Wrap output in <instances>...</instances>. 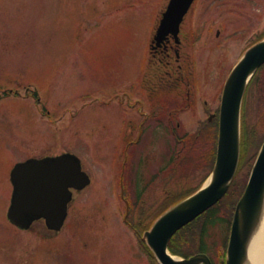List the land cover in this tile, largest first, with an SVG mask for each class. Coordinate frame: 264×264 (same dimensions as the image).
<instances>
[{
  "label": "rangeland",
  "instance_id": "rangeland-1",
  "mask_svg": "<svg viewBox=\"0 0 264 264\" xmlns=\"http://www.w3.org/2000/svg\"><path fill=\"white\" fill-rule=\"evenodd\" d=\"M167 4L168 0H0V264H160L144 250L136 229L125 224L122 194L131 202L133 225L147 214L139 226L143 234L151 224L148 218L161 211L157 195L174 181L175 166L180 189L204 181L208 157L217 147L224 83L249 39L264 30V16L259 19L264 0H198L184 22L187 38L181 62L190 71L196 61L200 86L193 109L176 119L183 126L176 138L191 132L192 136L177 143L163 126L159 130L166 123L161 118V124H149L126 156L125 141L136 142L138 137L137 127V133L130 134L128 123L138 115L143 76L148 70L160 74L150 45ZM172 63L175 70L177 64ZM169 81L173 85L168 95L162 96L157 85L153 101L170 99L175 111L186 98ZM247 95L245 127L259 143L264 141V68ZM209 112L217 115L207 126ZM132 122L141 123L136 118ZM199 127L203 130L197 136ZM66 152L79 156L92 182L75 196L61 238L40 242L48 235L43 223L31 231L12 232L6 212L13 167ZM178 154L185 158L173 164ZM254 162L253 158L241 169L238 192L248 183ZM227 205L221 203L222 221L209 228L204 241L215 264H221L230 237Z\"/></svg>",
  "mask_w": 264,
  "mask_h": 264
},
{
  "label": "water",
  "instance_id": "water-1",
  "mask_svg": "<svg viewBox=\"0 0 264 264\" xmlns=\"http://www.w3.org/2000/svg\"><path fill=\"white\" fill-rule=\"evenodd\" d=\"M194 0H169L159 22L154 43L172 35L178 43L181 24ZM264 65V40L244 54L225 83L220 113L218 153L213 174L194 195L166 211L142 238L160 264H213L206 254L189 258L173 256L168 249L172 237L187 224L215 206L228 192L237 174L241 155V111L246 89L256 71ZM235 210L226 264H248L249 248L264 222V144ZM14 186L10 220L23 229L44 219L59 231L68 215L72 190H84L91 183L78 156L66 153L56 158L32 159L13 168Z\"/></svg>",
  "mask_w": 264,
  "mask_h": 264
},
{
  "label": "flooded vegetation",
  "instance_id": "flooded-vegetation-1",
  "mask_svg": "<svg viewBox=\"0 0 264 264\" xmlns=\"http://www.w3.org/2000/svg\"><path fill=\"white\" fill-rule=\"evenodd\" d=\"M223 6H225V5H223ZM226 7H228V6H226ZM225 10H228V9H225ZM228 11H230V10H228ZM190 12H192V11H190ZM227 13L232 14V12H227ZM225 16H227V15H225ZM263 16L264 15L262 14L259 17V19L262 20L261 18ZM229 17H231V16H229ZM223 18H222V20H223ZM224 21H225L224 24L228 23L227 18H225ZM222 22H221V24H222ZM183 27H184V24L182 25L181 30L179 32L180 43L177 44L176 40L170 36L168 41L161 44L162 46H159L158 49L152 51L153 58L156 59L158 62L159 68H157V69L160 70V74H157L155 71H153L150 74V72L147 73L149 71L148 70V71H146L147 75L145 74V76H143L145 78L143 81V87H142L143 89L140 88V91H139L140 93L142 92V94L139 95L140 93L137 92V94H138V102L137 103L139 106L136 108L135 111L137 112L138 115L136 117L132 118L133 121L136 118V120H140L141 123L139 126H137L136 123L134 124V122H132V120H130L128 123V125L131 124V127H132V129L129 130L130 134L132 133L135 135L138 132V137L136 139V142H133L131 140L130 141L126 140L127 142L125 141L126 144H125L124 154H126V156H128L127 150L130 147V145L137 144L139 142V140L141 141L142 136L145 135L147 128H148L149 124H151V122H159L160 123L161 118H163L166 123L164 125H161L159 127V130L162 129V126H163V130L165 131L166 134L169 133V135H173L175 137V135L176 136L178 135L176 133V130L177 129L182 130L181 128H183L181 122H179L176 119H178L183 114V112L193 109L192 105L195 102L196 91L199 90L198 86H200V80L198 82V77H201V76L199 74L198 69L195 68L196 64L194 65L193 61L191 63L192 64L191 70L188 71L186 69L188 72L185 71V67L183 66V62H181L183 59L182 58L183 57L182 51L184 48L183 43L185 42V39L187 38V36L184 38L186 33H184ZM216 31H219V29ZM236 33H238V32H236ZM216 34H217V32H216ZM222 35H223V33H221L219 35V37H222ZM262 36H264V30L261 32L255 33L254 36L251 37L249 40H250V42H253V40L260 38ZM215 40H216V38H215ZM172 62L177 64L175 70H173V68H175V66H174L175 64L173 65ZM169 80H173V82H175V84L177 85L178 89L179 90L181 89L182 93L184 91L183 94H184V97L186 98V103L183 104L182 107H177L175 109V111H173L170 107V99L155 100L156 102H159L160 104H155V102L153 101V97L155 96L156 92L158 91L157 85H161V88L163 91L162 96L168 95L169 87L173 85V83L171 85H169L170 84ZM143 91H144V93L146 92V94L148 93L147 97L145 99H143V96H144ZM146 94H145V96H146ZM162 98H164V97H162ZM204 102H205V105H207L208 101L205 100ZM214 114H212V112H209L208 121L206 124L207 126L209 124H211V122L215 119V116L217 114H215V115ZM172 118H174V119H172ZM174 122H176V125H174L175 124ZM136 127H137V132H134V129H136ZM202 130H203L202 128H200V127L198 128V131L195 132V133H197V136H200ZM130 134L127 136L129 137ZM56 156H58V155H56ZM56 156L46 155L45 157H56ZM45 157H42L39 159H44ZM176 161H177L176 156H174L172 163L177 164ZM175 169H176V166L173 169V171L175 173L174 181L166 184L167 186L164 188L162 193L160 192L157 195L160 209L165 207L166 205L176 201V199H178L180 197L179 193L182 192V191H180L179 184L177 183L178 173H177V170H175ZM173 185H174V187H173ZM181 190H184V189H181ZM77 194H78V192L74 191V198ZM71 213H72V211L69 209V216L71 215ZM69 216H68V219H69ZM127 217L125 218L127 226H129L131 229L134 230V225H133L132 221L130 220L129 217L128 218ZM68 219L66 220L67 222H68ZM67 222H66V225H67ZM7 223L10 224V226H11L10 228H11L12 232H15L16 230H17V234H20V232H25V231L21 230L19 227L15 226L13 223H11L8 218H7ZM42 223H43L44 227L46 228V222H44V221H38L37 224H42ZM66 225H65V227H66ZM63 229L61 231H63ZM61 231H59V233H58V232H53V231L48 230L47 231L48 235L44 236V238L41 237L40 242H44V243L48 242L49 243V241H51V240H57V239L61 238V236H60ZM12 237H14V236H12ZM65 245H66V249H67L68 245L66 243L62 246L63 251H65V247H64ZM58 251H59V249H58Z\"/></svg>",
  "mask_w": 264,
  "mask_h": 264
},
{
  "label": "trees",
  "instance_id": "trees-1",
  "mask_svg": "<svg viewBox=\"0 0 264 264\" xmlns=\"http://www.w3.org/2000/svg\"><path fill=\"white\" fill-rule=\"evenodd\" d=\"M253 84H255V82H253ZM243 117H244L243 127H242L243 128V133H242L243 139H242V155L240 159L241 160L240 168H239V173L237 177L234 179L233 184L231 185V188L229 189L228 195L219 203V205L208 210L207 213L200 216L196 221L188 224L185 228L177 232V234L173 237L169 245V249L172 252V254L177 255V256L180 255L182 257H189L195 254H199V252L208 253V247H206L204 241H205V238L207 237V234L209 233V228L211 226H216L217 224H220L222 221L221 218H218L219 216L218 212L221 208H223L221 207L222 202L228 203V205L226 206L227 209L229 210L228 213L230 214V218L233 217L234 215L233 212L235 210L237 202L239 201L240 197L244 193L243 191L246 187L245 185L244 188L240 192H238V189L241 183L240 181V173L242 171L241 169L247 164H249V162L253 158L254 160H256L255 158L259 152V149H260L259 147L261 146V143L263 142V141L261 142L259 141L260 143L259 145V143H255V141L252 140V136L254 137L255 133L253 132L250 133L249 131H247V128L245 127L246 119H247L246 112L243 113ZM256 145L258 149L256 148ZM182 155L183 154H179L177 156V161L185 158V155L184 157H182ZM215 157H216V148H215V152L208 157L210 161L209 171H211V169L213 168L215 164V161H214ZM202 184L203 182L200 185ZM180 191L182 192L179 193L180 195L179 198H183L187 195H190L191 192L193 193L194 190L185 189L183 191L180 189ZM146 216L147 214L145 213L144 215L139 216L140 226L143 225V223L145 222ZM229 223L231 224L230 221ZM142 246L144 247V250H146V252L149 251L147 247H145L143 244Z\"/></svg>",
  "mask_w": 264,
  "mask_h": 264
},
{
  "label": "bare ground",
  "instance_id": "bare-ground-1",
  "mask_svg": "<svg viewBox=\"0 0 264 264\" xmlns=\"http://www.w3.org/2000/svg\"><path fill=\"white\" fill-rule=\"evenodd\" d=\"M248 264H264V222L249 248Z\"/></svg>",
  "mask_w": 264,
  "mask_h": 264
}]
</instances>
